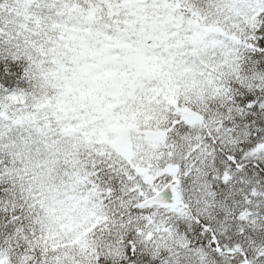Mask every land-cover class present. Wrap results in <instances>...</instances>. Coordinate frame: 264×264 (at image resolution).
<instances>
[{"label":"snow or ice","instance_id":"1","mask_svg":"<svg viewBox=\"0 0 264 264\" xmlns=\"http://www.w3.org/2000/svg\"><path fill=\"white\" fill-rule=\"evenodd\" d=\"M0 264H264V0H0Z\"/></svg>","mask_w":264,"mask_h":264}]
</instances>
